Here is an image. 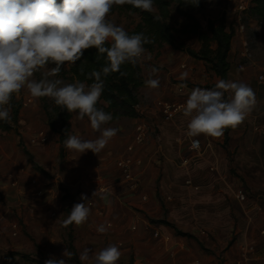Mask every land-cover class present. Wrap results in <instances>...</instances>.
Here are the masks:
<instances>
[{"label":"rangeland","instance_id":"obj_1","mask_svg":"<svg viewBox=\"0 0 264 264\" xmlns=\"http://www.w3.org/2000/svg\"><path fill=\"white\" fill-rule=\"evenodd\" d=\"M250 3L207 0L193 11L195 20L171 6L168 18L177 41L196 50L201 46L192 30L197 23L208 31V19L224 14L234 31L227 80L251 86L258 104L242 124L229 129L228 140L226 130L221 137H187L189 118L182 107L171 119L163 115L160 102L183 106L191 89H211L205 85L215 86L220 79L207 62L167 43L153 45L151 59L141 65L137 115L106 125L119 132L97 155L65 147L61 155L59 135L49 126L44 107L54 101L34 98L26 87L14 94L22 105L18 122L12 129L0 128V264H45L63 258L66 247L75 254L67 264H80L85 247L95 252L109 243L123 253L118 264H264V77H259L264 75V21L248 11ZM107 18L125 30L141 20L126 5H114ZM51 67L34 78L41 79ZM151 67L159 69L152 77L160 81L157 89L144 84ZM50 78L76 81L70 74ZM181 83L187 88L180 89ZM141 121L148 135L129 151ZM70 126L84 139L98 136L87 118L79 120L75 113ZM191 139L200 141L198 150L190 148ZM128 155L141 159L131 165L132 179L118 165ZM96 190L109 192L110 203L93 197ZM76 203H87L88 221L64 227ZM102 223L111 224L106 234L96 231Z\"/></svg>","mask_w":264,"mask_h":264},{"label":"clouds","instance_id":"obj_2","mask_svg":"<svg viewBox=\"0 0 264 264\" xmlns=\"http://www.w3.org/2000/svg\"><path fill=\"white\" fill-rule=\"evenodd\" d=\"M199 2L185 0L194 6ZM114 5H131L146 12L154 10V0H0V121L11 120L13 95L26 87L32 97L50 98L56 106L75 113L77 119L87 118L91 129L98 133L95 139L67 133L63 141L66 150L80 155L91 151L97 155L106 148L119 128L106 127L113 115L98 107L104 90L102 77L117 72L126 76L121 71L125 64L143 65L145 59H151L145 45L153 43L145 33L129 34L109 20L107 17ZM92 48L96 49L97 59L105 61L100 70L94 69L88 74L93 83L79 80L65 83L60 78H50L57 77L65 65L81 61L84 52ZM49 64L54 67L42 73L41 79H35L34 74ZM158 71L157 67L150 68L149 78L144 81L147 88L159 87V79L152 78ZM178 87L184 89L187 85L181 83ZM257 104L255 91L242 81L218 79L211 89L195 87L182 106L183 115L189 118L185 135L221 137L226 129L242 124ZM199 143L198 139H191L190 148L198 149ZM92 195L110 203V193L105 190H96ZM87 199L81 195V200ZM90 214L87 203H76L63 226H81ZM110 228L111 224L102 223L96 231L106 234ZM74 255L66 247L63 258H50L45 264H67ZM122 255L117 244L109 243L95 252L85 247L79 253V261L81 264H118Z\"/></svg>","mask_w":264,"mask_h":264},{"label":"trees","instance_id":"obj_3","mask_svg":"<svg viewBox=\"0 0 264 264\" xmlns=\"http://www.w3.org/2000/svg\"><path fill=\"white\" fill-rule=\"evenodd\" d=\"M206 1L207 0H200L199 5L194 6L190 3H185V0H154V6L157 8L156 13L141 11L132 8L131 5H126L128 10L137 12L141 18L134 28L126 31L129 32V34L143 32L145 35L149 36L153 40V43L145 45L147 50L152 49L155 44L167 43L188 53L193 58L204 60L211 66L220 79L227 80L230 70V61L228 57L234 31L230 27L228 29L225 15L222 14L218 19H208V31L200 29L198 23L193 27V32L197 34L201 42V46L198 50L185 46L182 42H178L172 26L168 21L171 14V6H175L176 11L185 18L195 20L193 11L202 8ZM248 11L256 18L264 21V0H251ZM156 16H159L160 19L156 20ZM104 63L105 61L103 58L97 59L96 49L92 48L84 52L81 61H78L75 65H71L69 69L63 67L59 74H70L73 79L90 85L94 82V79H88V74L94 69L100 70ZM121 71L126 72L127 75L121 76L120 73L117 72L107 77H102L104 79V90L100 100H102L105 105L99 106L106 112H110L113 115V119H119L124 116L134 117L137 115V105L140 102L139 88L143 85L141 65L132 66L131 64H125L122 66ZM205 86L210 88L214 87L212 85ZM21 106V102L13 95L11 100V120L9 122L0 121V128L9 130L17 124ZM44 107L49 117V126L59 135V140L61 142L60 154L62 155L64 150L63 141L67 133L70 132L71 113L66 109L56 106L54 103L53 106L50 107L49 104L45 102ZM229 129L230 128L225 131L226 140H228ZM23 149L29 154L33 162L32 155L25 146H23ZM37 168L41 170V167ZM72 238L73 237L70 235L69 246L70 249L74 251L75 247ZM129 264H134V261L130 260ZM219 264L225 263L220 262Z\"/></svg>","mask_w":264,"mask_h":264},{"label":"built area","instance_id":"obj_4","mask_svg":"<svg viewBox=\"0 0 264 264\" xmlns=\"http://www.w3.org/2000/svg\"><path fill=\"white\" fill-rule=\"evenodd\" d=\"M259 77H260V79H263L264 75L260 74ZM159 104H160V110L162 111L163 115L167 119L173 118L174 115L182 107L181 103H169L166 101L160 102ZM138 105H137V107H138ZM147 135H148L147 123H145L144 121H141V123H139L135 127L134 139H133V142L128 145V150L133 151V149L135 148L136 145L141 144L146 139ZM199 148H200V143H199ZM198 149H195V150H198ZM134 162L140 163L141 159L140 158L134 159L131 155H128L127 157L122 158L121 160L118 161V165L121 167V169L123 170V172L125 174V177L128 179H132V173H131L132 167H131V165ZM241 196L244 197L243 194ZM158 234H159V231H156V235H158Z\"/></svg>","mask_w":264,"mask_h":264},{"label":"crops","instance_id":"obj_5","mask_svg":"<svg viewBox=\"0 0 264 264\" xmlns=\"http://www.w3.org/2000/svg\"><path fill=\"white\" fill-rule=\"evenodd\" d=\"M151 54V50H147ZM152 55V54H151Z\"/></svg>","mask_w":264,"mask_h":264}]
</instances>
